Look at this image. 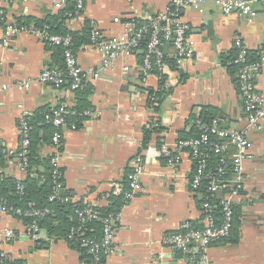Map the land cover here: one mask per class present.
Returning <instances> with one entry per match:
<instances>
[{
  "label": "crops",
  "instance_id": "0c3cea01",
  "mask_svg": "<svg viewBox=\"0 0 264 264\" xmlns=\"http://www.w3.org/2000/svg\"><path fill=\"white\" fill-rule=\"evenodd\" d=\"M172 1L85 0L82 15L69 17L66 26L80 31L91 21L103 38H110L121 30L115 17L147 21L170 9ZM1 6L7 22L18 16L44 18L63 9L55 8L52 0H4ZM258 10L254 22L248 24L237 14L224 15L213 0L198 8H183L181 14L191 24L193 58L177 61L174 49L167 47L174 65L168 62L165 84L155 74L144 78V45L132 54L120 56L112 67L101 71L99 78L87 75L92 115L82 120L79 128H62L63 190L71 193L73 201L103 207L112 196L129 190L133 158L140 157L145 167L141 189L134 197L124 198L113 250L104 253L100 264H191V252L179 255L165 242L166 235L180 231L186 223L196 227L206 224L203 196L191 182L196 162L187 150L179 152L176 144L180 138L189 137L197 115L206 106L225 116L221 118L225 127L245 128L243 99L233 74L223 64V56L236 48L237 38L250 49L263 46L264 8ZM17 25L18 32L8 34L6 26L0 24V85L8 86L1 95L0 144L16 155L22 146L18 122L23 112L53 109L60 104L72 107L77 100L76 92L68 86L58 89L35 83L28 90L12 86L52 68L55 57L49 43ZM77 58L85 70L100 67L104 61L101 50L92 44L80 47ZM257 87L264 88V69ZM148 90L165 92L158 97L160 105L158 101L149 104ZM145 128L153 131L143 146ZM247 136L252 144L251 156L244 162L240 193L220 191L216 196H227L233 204L235 241L213 243L205 264H264V126L249 130ZM165 148L181 154L175 170L166 165ZM42 151L53 153L51 145ZM19 162L17 156L9 159L4 174L22 179L25 172ZM215 217L219 221L221 215ZM8 230L15 236L8 237ZM1 253L16 264H82L81 253L66 239H53L45 229L40 230L39 238H34L24 220L10 213L4 214L0 222Z\"/></svg>",
  "mask_w": 264,
  "mask_h": 264
},
{
  "label": "built area",
  "instance_id": "2783aa9c",
  "mask_svg": "<svg viewBox=\"0 0 264 264\" xmlns=\"http://www.w3.org/2000/svg\"><path fill=\"white\" fill-rule=\"evenodd\" d=\"M3 1L0 0V24L3 23L6 26L8 34L16 33L19 30L16 20L12 19L7 22V14L1 6ZM74 1L75 10L69 13V17H80L85 7V0ZM67 2L68 0H52L54 7L57 9L64 8ZM206 2L207 0H173L170 9L151 16L147 21L123 20L120 17H115L114 21L120 24L121 30L110 38H103L97 27L92 24V45L101 50L104 61L100 67H89L86 70L80 65L77 55L70 48L71 36L54 33L47 25L43 28L24 26V28L35 33L43 41L63 46L65 48L66 67L64 69L58 67L47 68L37 77L23 78L12 86L19 90H28L35 83H46L58 89L68 86L69 89L75 91L84 86L87 75L99 78L104 68L112 67L120 56L132 54L142 45L145 48L142 61L144 78L155 74L161 80L167 79L170 68L166 60L167 57L169 58L166 53L167 47L174 49V59L177 61L193 58L194 48L189 38L191 24L183 18L181 10L189 6L198 8ZM213 2L224 15L237 14L248 24L256 19L259 12L258 8H264V0H213ZM235 47L238 49V54L234 63L240 66L237 72V79L238 90L243 99L246 114L245 128L242 130L225 129L220 125L219 120L215 119L211 125L206 123L201 125L202 134L200 137L179 139L176 144L179 152L187 150L196 162L191 180L193 188L197 190L202 181L207 179L208 193L213 196H217L220 193L221 184L224 183L221 177L226 173L229 166L226 156L229 147L233 148L231 155L232 179L225 186L229 187L228 194L240 193L243 183L244 162L246 158L251 156L252 144L248 139L247 132L253 128L261 129L264 126V88L260 89L257 87V80L264 69V48L260 51L257 60H251L249 55L251 49L243 39L237 38ZM7 88L8 86L0 85V104H2L1 95ZM148 98L155 100L150 95ZM32 114V112L26 110L18 122L22 140L18 157L19 166L23 172H26L28 162L26 154L30 145V131L32 129L29 117ZM68 114L89 117L92 115V110L78 112L66 104H60L45 114L44 122L56 128L51 140L53 151L51 164L54 168L55 181L51 199L57 196L59 190L62 189V183L59 178L62 176L61 146L63 134L60 128L68 124L72 128H77L75 122H67L66 117ZM211 134H216L217 137L225 140V142L213 141ZM178 151L173 152L167 148L164 150L167 157L166 165L173 170L177 168L181 160V154ZM211 151L221 155V165L218 168L217 175L207 171V158ZM130 165L132 170L128 177L129 190L125 193V197L128 199L134 197L141 189V178L145 172V167L140 157L133 158ZM18 188L22 190L23 184H19ZM219 206H221V218L218 221L214 213L216 205L206 198L202 203L206 224L202 227H193L186 223L182 228L183 231L166 235L165 242L182 252H191V264H205L209 247L213 243L227 239L233 228L235 210L232 202L227 196L221 197ZM98 208L96 204L90 203L86 207L78 209L77 213L80 220L99 218ZM47 212H49L48 208L36 207L33 202L29 203L28 208L23 209L9 207L0 200V222L6 213L17 217L34 218L31 224L28 225L34 238H39L41 230L37 218L44 216ZM118 220L119 214H110L104 219L101 241L91 242L90 252L93 254V259L91 261L82 260V264H99L101 252L110 253L113 250L114 234ZM6 234L8 237L15 236L12 230H8ZM69 238H73V235H69ZM83 242L89 244L87 240H83ZM0 264H10L8 257L4 253L0 254Z\"/></svg>",
  "mask_w": 264,
  "mask_h": 264
},
{
  "label": "trees",
  "instance_id": "16d2710c",
  "mask_svg": "<svg viewBox=\"0 0 264 264\" xmlns=\"http://www.w3.org/2000/svg\"><path fill=\"white\" fill-rule=\"evenodd\" d=\"M75 10V1L70 0L67 5L59 10L56 14H48L44 18H37L34 16H18L16 17V22L24 26H35L43 28L45 25L49 26L52 32L71 36L72 42L70 48L73 53L77 55V51L86 44H92L91 36H92V22L87 21L84 28L80 31H72L69 30L66 26V21L69 18V13ZM3 24V23H1ZM53 52H54V64L53 67H58L64 69L66 67L64 50L65 48L61 45H55L49 43ZM264 48V44L262 47L257 49L250 50V58L251 60H257L259 57L260 51ZM238 54V49L234 48L227 55H224L223 64L228 66L231 73L234 76L235 82L238 87V79L235 78V74H237L240 66L234 63ZM167 62L171 63L173 66L174 63L171 59L167 57ZM168 63V64H169ZM165 79H162V84H165ZM69 85V84H68ZM149 91V95L152 96L155 100L148 99L149 104H154L155 102H160L158 99L159 96H164L165 92L161 91L159 93ZM76 92V104L71 108L78 112L84 110H90V103L88 101V96L90 94V88L87 86V83L84 84L82 88L75 90ZM156 105L155 107H159ZM50 108H41L34 112L29 117V122L32 126L30 131V145L28 147V152L26 154L28 158L25 176L22 179L7 176L4 174L3 168L6 166L9 159L18 157V154L9 153L1 144H0V200L7 206L13 208H28L29 203H35L36 207L39 208H48L49 212H47L44 216L37 218V222L41 229H45L48 233V236L53 239H66L71 247L78 250L81 253L82 260L91 261L93 259V254L90 252L91 242H99L103 237V229H104V219L108 215H116L119 214L121 206L125 201V193L114 195L110 198V203L106 206L99 207L98 211L100 213L99 218L97 219H87L85 221H81L79 215L77 213L78 209H82L87 206V204L82 203L81 201H73L72 195L68 190L61 193V190L64 188L63 186V171L62 176L59 178V181L62 183V189L59 190L57 196L51 199V195L54 192L55 181H54V173L53 166L51 164L52 155L49 153H44L42 149L44 146H50L51 140L54 131L56 128L51 124H46L44 122V117L47 112H49ZM67 122L72 123L75 122L77 128L80 127L81 121L88 117H81L79 115H67ZM218 119L220 125L225 128L223 125V120L220 115L215 113V110L211 106H206L203 110L197 115L196 122L194 123V128L189 137H182L180 139L187 138H198L202 134L201 125L208 124L211 125L213 120ZM69 125V124H68ZM62 128L60 130L62 131ZM157 130V127L154 128ZM153 130L145 128L144 130V140L143 146H146L147 142L150 139V135ZM211 139L216 142H225L221 138L217 137L216 134H211ZM21 150V149H20ZM233 153L232 150H227V161L228 168L226 173L221 177L224 181L221 184L220 190L223 192L229 191V187L227 185L232 179V165H231V155ZM19 158V157H18ZM221 155L211 151L209 152L207 158V171L212 172L213 174H218V168L221 165L220 162ZM129 184V179H128ZM19 184H23V189L20 190L18 188ZM208 180L204 179L197 189L203 198L202 203L206 200V198L212 202L216 207L214 208V213L221 215V206H219V199L216 196L208 193L207 190ZM24 220L27 225H30L34 218L29 217H19ZM189 224L193 227L191 222ZM81 227V228H80ZM80 228L79 231L77 229ZM237 229L236 220L233 222V228L231 230L230 236L225 240L235 241L232 234ZM183 231V229H181ZM180 230V231H181ZM177 232V231H176ZM69 235H73V238H69ZM83 240H87L89 244H85ZM179 255H182V251L177 250ZM105 254L102 251L101 257L105 259ZM102 263V260H101ZM10 264H16L10 262ZM100 264V263H99Z\"/></svg>",
  "mask_w": 264,
  "mask_h": 264
},
{
  "label": "water",
  "instance_id": "95a60500",
  "mask_svg": "<svg viewBox=\"0 0 264 264\" xmlns=\"http://www.w3.org/2000/svg\"><path fill=\"white\" fill-rule=\"evenodd\" d=\"M220 117L224 119L225 116L220 115ZM228 126H229V125H226V127H228ZM229 150H232V147H229ZM63 192H64V190L62 189V190H61V193H63Z\"/></svg>",
  "mask_w": 264,
  "mask_h": 264
}]
</instances>
